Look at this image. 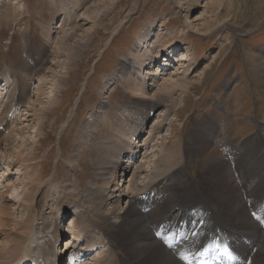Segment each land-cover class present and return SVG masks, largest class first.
I'll use <instances>...</instances> for the list:
<instances>
[{
	"label": "rangeland",
	"instance_id": "rangeland-1",
	"mask_svg": "<svg viewBox=\"0 0 264 264\" xmlns=\"http://www.w3.org/2000/svg\"><path fill=\"white\" fill-rule=\"evenodd\" d=\"M185 2L0 0L1 99L5 100L13 90L12 82L8 85L7 80H2L7 71L11 72L8 77H12V81L19 75L27 78L31 71L35 85L47 71H52L50 75L46 74V79L51 80V75L63 74L66 65L71 66L65 77L66 83L61 85V91L55 92L57 105L45 115H39L43 121L42 130L33 129L38 108L27 113L23 110L26 102L13 106L18 109V114L12 113V122L5 124L9 113L3 112L6 109L1 101L0 117L4 116V119L3 123L0 122L3 126L0 130V153L10 148L17 154L26 146L32 151L33 159L28 163L23 161L10 165L0 157V204L4 191L7 190L6 195L10 197V202H7L9 217L4 219L8 224L0 230V251L2 246L10 245L9 239L13 235L23 234L20 226L25 221L31 224V240L27 242L30 244H24L25 250L26 245L31 250L33 243L48 237L56 241L59 239L58 242L54 240L55 245L52 242L53 252L54 246L62 245L60 241L72 249L78 241H81L79 246L85 242L83 234L88 232L92 238L94 228L101 234L99 242L106 238L108 244L102 231H107L114 217L108 218L104 214L106 198L109 190L125 189V180L131 176L118 177L122 186L114 188V172L110 170V174L102 177L101 171L93 168L92 157H98L95 154L97 147L111 146L113 134L119 135L120 131H124L123 138L127 137L125 131L128 135L133 134L135 125L130 113L151 108L147 105L152 103V99L145 96L142 97L145 100H140L138 92L133 91L135 85L131 79H115L123 65H131L130 48L146 23L160 28L161 35H164L162 44L171 42L173 46L180 45L193 52L186 74V80L192 83L186 90L177 88L167 94L147 122L145 132L142 130L144 134L138 135L137 139V136H131L133 146L137 144L140 153L135 157L138 162L133 168L140 164V168L144 166L149 170L153 160L159 157L175 162L172 163L175 166L179 162L174 169L177 171L172 173L175 176L166 182L182 190L193 180L200 184L199 171L214 167V163L226 158L227 152L236 149V153H243L244 146H251L249 150L252 151L249 152L253 158L264 163V0H214L205 19L199 20L200 25L208 20L209 30L203 29L205 25H199V30L189 26V22L204 10L201 7L204 0L190 2L187 12L183 6ZM57 10L68 16L66 22L63 19L65 14ZM154 40L152 38L150 42ZM63 45L67 47L66 54L54 55L56 48ZM173 70L169 69L168 73ZM107 80L111 84L107 85L108 89L103 94L101 90ZM155 90L156 87H153L149 92ZM173 99L178 101L176 107L171 105ZM167 105L173 110L167 112ZM158 114H164L166 119L163 128L155 133L153 127L162 117L156 120ZM85 121L95 123V133ZM11 129L15 139L10 143L6 138L2 141L1 138L8 135ZM35 135L39 137L37 141L34 140ZM77 140L84 142L78 144V149L75 147ZM144 142L149 143L146 148L142 147ZM195 146L206 147L195 154ZM140 148L143 149L140 151ZM25 153L24 150L22 154ZM71 155L75 160L70 158ZM26 170L33 175L32 181L36 184L30 197L23 195L25 183L22 180ZM146 174V171L137 174L136 170V181L142 182ZM120 205L126 208L124 201ZM213 210L219 213L218 209ZM79 222L85 231H82ZM68 227L76 233L66 231ZM63 231L64 234L57 235ZM72 235L75 238L67 241ZM93 235L96 236L95 233ZM113 237L110 242L116 243ZM44 246V243H36L32 253L40 255ZM109 247L106 245V248ZM106 248L96 257L87 258L93 259L88 264H96L95 259ZM116 251L124 255L121 246ZM28 252L27 249L23 254ZM13 255L15 258H2L0 255V264H8L14 259L18 262L21 252ZM104 256L108 257V254Z\"/></svg>",
	"mask_w": 264,
	"mask_h": 264
},
{
	"label": "bare ground",
	"instance_id": "bare-ground-1",
	"mask_svg": "<svg viewBox=\"0 0 264 264\" xmlns=\"http://www.w3.org/2000/svg\"><path fill=\"white\" fill-rule=\"evenodd\" d=\"M196 1L200 0H186L183 5L184 10H186V12L189 11L190 2ZM213 2L214 0H204V3L201 5L204 10L201 11L200 15H196V18L189 22L190 27L194 28V30H199V20H201V18L205 19L206 13L209 8H211ZM57 11L62 13V10ZM62 14L65 13L63 12ZM63 19L66 22L68 16L65 14ZM204 21V24L200 26L205 25L203 29L209 30L211 26L208 24V20ZM162 26H164V24H162ZM162 28L163 27H161V29ZM152 38H155V40L150 42ZM163 38L164 35H161L160 28L157 26L154 27L153 23H146L142 32L138 34L136 43L130 48L129 59H131V65H123L119 74L115 75L116 78L114 77L115 79H131L132 83L135 85L133 91H137L140 95L138 98L140 100H145V98L142 97L149 96L152 99V103L146 104L148 107H151L149 110L145 109L130 113L132 115L131 117H133L132 123L135 127L133 134L128 135V132L125 131L129 140H127V137V139L123 138L125 134L122 132L124 131H120L119 135L113 134L111 146H100L97 147V149L95 148V154L98 157H92V166L98 169V171H101L99 173L102 177L113 171L114 178L112 180L114 183L112 186L114 188L118 185L122 186V183L119 182V178L124 177L126 174L128 175L129 172L132 171L130 174L131 177L128 176L130 178H126L125 180V189H120V187H118L111 191L109 190L104 214L108 215V218L113 216L114 220L109 223L107 231H102V233L108 239V244L106 245H110V247L106 248V251L103 253L104 255L108 254V257L103 254L100 255L99 258L95 259L97 262L96 264H111V261H113L114 264H181L174 258L170 250H167L154 238V231L157 230L160 224L166 222H168V224H173L176 221L193 223L195 222V217L204 215L205 226L202 230L205 231L206 234L199 238H207L209 233H214L217 229H220V231L226 233L227 237L231 239L236 250L240 254L245 256L252 255L250 264H264V229L252 219V216L247 210L248 207L256 211L261 208L263 203L264 163H260L258 159L253 158L250 154L252 150H249L251 146H244L242 149L243 153H236V149L227 152L226 158L214 163V167L198 172V176L201 179L200 184L193 180L190 182V185H187L182 190H178L172 183L166 182L168 179H172L175 176V174L172 175V173L177 171L174 169L178 167L177 165L179 162H177L178 164L175 166L173 165L175 162H172V164L164 160L161 156L162 158L159 157V159L153 160V166L149 168V170H147L148 167H146V169L143 168L144 166L140 168V164H137L136 168H133L134 164L138 162L137 159L135 160V157L139 152L137 151L138 145L135 144L133 146L131 136L135 135L137 136L135 138H139L144 134L143 131L147 122L151 119V116H154L156 107H159L163 100L167 98V94L169 95L170 92H173L172 90L177 88L186 90L192 83L186 80V74L190 68L191 55H193V52H188L187 49L181 48L180 45L173 46L171 42L162 44L163 42L161 40ZM57 48L53 52V54L55 53L54 55L58 53L66 54L65 51L67 47H65V45ZM207 64L209 65V62ZM59 65H61V63H59ZM208 65L206 67H208ZM70 67L71 66L66 65L65 68L67 71L65 70L63 74L51 75V78L53 76L51 80L46 79V74L52 71L48 69V72L46 70L47 73L41 75L35 85H33V76L31 77V71L29 72V69H27V72H29L30 75H27V78L19 75L15 81L11 80L12 77H8L11 75V72L7 71L2 80H7L8 85L12 82L11 88H13V90L5 100L0 98V102H4L3 106L6 109L3 110V112H12L17 116L18 109L13 106L26 102L23 104V110L25 109L27 113L38 108V114L33 124V129L42 130L43 121L40 116L45 115L51 107L57 105L58 102L55 97V92L61 91V85L66 83L65 77ZM169 69L174 70L168 73ZM12 72L14 71L12 70ZM56 76L57 79H55ZM107 82L108 80L105 81L103 89L101 90L103 94L108 89L107 85L111 84ZM153 87H156V90L150 93L149 91L152 90ZM146 92L148 93L146 94ZM176 104H178V101L173 99L171 105L176 107ZM166 109L167 112L173 110L170 105H167ZM159 117H161V120L153 127L155 133H158V130L163 128L166 119L164 114L160 116L159 114L156 115L155 119L157 120ZM3 119L4 116L0 117L1 123H3ZM6 122H12V120L8 119L7 116L4 120L5 124ZM85 123L86 125L89 124L88 128L95 133V129L97 128V126L94 125L95 123L90 121H85ZM112 127L114 128V126ZM12 130L13 129L8 131V135L1 138L2 141L3 138H6L5 140L10 143L15 139V137L12 136ZM33 137L36 141L39 139L36 135ZM79 143L84 142L82 140H77L75 145V147H77L76 149H78ZM147 144L149 143L144 142L142 147L145 146L146 148ZM205 147L206 146H195L193 151L197 154L205 149ZM142 149L143 148H140L138 150L141 151ZM24 150L26 153L23 155L22 153H24ZM14 152L10 151V148H5L4 152L0 153V157L8 161L10 165L23 161L28 163L33 159L32 151L28 150L26 146H24L22 150L17 151V154H14ZM72 156L73 155H71L70 158L75 160ZM169 160L171 159L169 158ZM161 165L164 167L160 168ZM72 167L74 170L75 166L73 165ZM136 170L137 174L145 171L148 173L140 183L136 181V176L134 175ZM119 171H121V173H119ZM32 177L33 175H31L28 170L23 174L22 181L25 183L23 195L25 197H30L36 185L33 183ZM33 179H35V177ZM6 192L8 191H4L1 195L0 230L4 229L8 224L7 221H4L6 217H9V206L7 202H10V197L6 195ZM244 196H247L246 200ZM122 201L126 203L125 209L120 205ZM148 204L152 205V208L148 212L141 211L140 208ZM213 208L218 209L219 213H216ZM82 221H85V219H82ZM195 224L196 223H193L192 225L195 226ZM80 225L82 226L81 223ZM20 227L23 234H15L9 239L10 245L12 244L11 247L10 245L1 247L2 250L0 251V255H2V258H8L9 256L14 257L15 255L13 254L20 251L21 255H18V262L14 259L12 260V262L14 261L13 264H26L27 261H30L29 264L31 262L49 264L52 257H56L52 246L54 239L49 237L43 239L45 246L41 247L40 255L37 253L33 254V248L31 250L28 249L29 252L24 255L23 253H26L24 244L31 240V224L25 221ZM170 227L171 225L169 228ZM85 230L86 229L82 226V231ZM82 236V240L85 242L78 248L81 252L88 253L91 251L90 253H92L96 251L95 255L102 253L103 242L100 243L99 241L92 240L88 232ZM112 237L116 243L110 242V238ZM242 237H246L253 246H256L254 252L251 251V247H247V245L244 244L241 239ZM37 243H39V241ZM113 244L118 246L114 247ZM96 245H98L97 250L94 249ZM119 246L122 247L124 255H120V253L116 251ZM79 250L75 253L77 254L80 252ZM41 256L42 259H40ZM27 257H30V259H25ZM56 262L57 260L55 259L54 264ZM10 263L11 262H8V264Z\"/></svg>",
	"mask_w": 264,
	"mask_h": 264
}]
</instances>
